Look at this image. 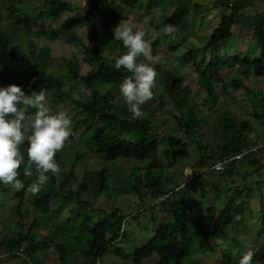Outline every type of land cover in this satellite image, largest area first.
Wrapping results in <instances>:
<instances>
[{
	"label": "trees",
	"instance_id": "16d2710c",
	"mask_svg": "<svg viewBox=\"0 0 264 264\" xmlns=\"http://www.w3.org/2000/svg\"><path fill=\"white\" fill-rule=\"evenodd\" d=\"M155 1H145V5L147 3L152 5L151 8L155 11L151 24L159 28H169V35L181 33L194 13L207 8L209 4L212 8L217 7L223 12L204 47L205 52L197 56L196 50L193 49L187 56L189 61L194 63L208 62L206 67H195V72L198 73L196 84L205 97L203 108L208 110H214L223 95L217 83L222 79L223 69L229 65L231 56L226 51V45L236 40L234 29L237 28L238 17L244 9H255L256 15L249 25L250 40L253 44H250L249 49L245 48L244 56H236L233 59L242 78L234 79L230 83L235 90L244 89L247 93H251L246 81L250 78L264 77V10L256 9L258 1L264 0H213L209 4L191 1L189 2L191 7L185 4L175 6L174 0L166 7H162L164 0H158L156 4ZM0 3L5 11L0 15V83L5 85L17 83L29 93L43 88L46 90V95L50 94L55 101L74 103L83 115L80 122L87 125L80 139L96 156L112 161L130 159L139 163H148L144 169L138 167L130 174L131 188H126L123 194L135 195L141 202L152 201L150 204H143L140 211L145 213L149 224L153 223V226L157 225V228L149 242L144 246L134 247L125 262L147 264L155 258L154 264L194 263L193 257L198 253V244H201L200 236L203 238L200 239L204 241L202 249H199L202 255L207 251L205 243L217 247V230L222 229L223 233L229 224H235L239 217L246 214L250 208L255 192L253 185H256V195L263 196L261 186L251 178L264 171L262 164L264 98L257 101L255 108L251 110L254 119L240 120L237 113H233L217 124L207 122V119L198 116L197 102L193 99L187 100L194 91L188 84H182V76L176 75L165 84L179 111V115H173L179 125V132L182 129L186 134H191L199 123H203L219 133V143L215 147L212 143L204 146L199 158L202 164L195 166V169H203L206 166L207 170L202 173L210 177L227 174L231 179L234 178L233 182H237L240 178L239 186L229 189L224 196H217L210 202L197 204L192 198L189 187L198 176L202 175L201 172H196L197 176L188 182L175 183L173 188L166 185L168 178L163 169L190 158L191 154L189 144L184 141V137L176 134L163 136L158 131H153L152 126L157 125L158 114L162 112L161 103L155 106L154 100L148 101L146 106L152 105L149 115L135 119L131 117L127 107L114 104L115 94L112 88H119V83L130 75L123 69L115 68V58L126 51L122 42L118 41L119 52L117 49L99 51L93 46L94 42L100 40L106 29L121 22L126 8L135 7L137 0H88L86 11L73 8V4L66 0H42L37 13L21 12L19 5L22 0H0ZM172 9L174 11L168 15L167 12ZM64 13H68L65 19H63ZM211 14L212 11L206 12L198 22L206 21ZM11 27H13V33L18 28L24 29V33L30 39L28 48L19 43L15 34H9ZM80 30H85L92 37V45L84 44L78 34ZM182 40L183 38L179 37L174 46L170 44L169 37L164 34L155 38L151 46L157 49L160 46L169 45L171 50L178 51L182 47ZM57 43L82 47V59L80 60L79 56L74 54L72 62L67 65L68 83L53 73L49 62V57H52L55 52V48L50 45ZM255 45L260 49L259 58H253L252 55ZM80 61L90 68L87 74L80 73L82 67ZM74 82L82 84L88 90L89 99L76 100L73 97ZM99 87L108 88L100 92ZM96 120L101 122V125L94 126L92 122ZM167 142H169L168 145ZM26 148V143L20 146L25 161L27 160ZM259 154L263 156L260 159ZM239 155L242 157L234 159L221 173L210 169L217 162ZM161 156L167 162L154 164L153 160ZM61 157L62 150L55 156L57 163L61 162ZM82 157L83 153L75 154L70 162V171L63 173V179L61 178L55 185L51 182L53 175L48 173V183L36 195L27 190L36 178L34 167L32 177L24 176V164L18 169L17 178L25 185L23 189L17 191L10 186L0 184L1 199L10 201L11 206L14 207L13 219L16 227L15 233L0 238V255H3L0 258V264L11 259H21L24 264H40L39 254L41 251L46 252L52 245H55L60 255L61 264H67L66 245L55 242L60 228L50 231L48 236H43L38 227L41 224L39 219H46L50 213L60 212V209L54 210L50 206L59 198L63 202H70V199L75 197L78 201L79 207L74 211L71 210L72 215L67 223L75 225L72 241L81 245L87 264H103L102 256L109 248H115L113 253L121 254L123 248L120 244L127 236V221L140 218L137 215L125 216L120 207L113 208V203L110 205L113 208L110 212L101 209L96 218L86 213V209L91 207L88 197L98 198L104 192L107 193L114 188L111 187L112 183L109 179L111 176L109 177L107 169L87 170L80 181L76 180L72 171L82 161ZM243 164L255 174L245 172V169L241 167ZM138 170H143L144 173ZM201 193L204 198L206 195L204 185H201ZM244 197L247 198V202L244 201ZM196 205L202 207L201 211L196 210ZM260 209L261 217L259 221L255 220V224L259 225H253L255 227L248 233L256 234V239L253 241L256 242L253 264H264V198L261 200ZM31 212L34 218L25 231V220ZM187 212L191 217L193 215L196 218L188 219ZM231 231L236 232L234 227ZM246 238L248 236H235L232 239L236 244V252L231 248L225 249L222 264H238V260L244 254L242 248ZM210 251L213 253L215 249L212 248Z\"/></svg>",
	"mask_w": 264,
	"mask_h": 264
},
{
	"label": "rangeland",
	"instance_id": "374dc122",
	"mask_svg": "<svg viewBox=\"0 0 264 264\" xmlns=\"http://www.w3.org/2000/svg\"><path fill=\"white\" fill-rule=\"evenodd\" d=\"M42 0H22V3L19 5V8L23 13H33L39 12V5ZM73 4V8L81 9L82 11H86L88 9V0H66ZM145 1L147 0H137L136 6L133 8H126L125 15L123 16V22H126L134 28H139L144 31L145 39L151 45L152 41L164 34L169 37V42L171 45H176L179 37H182V47L178 51H173L169 48V45L160 46L157 49L152 48L153 60L151 61L152 66L157 71V77L155 80L154 86V105L157 106L161 103V113L158 114V123L157 125L152 126L153 131H158L160 135L176 134L177 136L184 137V141L189 144V152L191 157L185 160H181L170 166L168 168L163 169L164 174L168 178V182L166 183L169 188H173L175 183L182 184L187 180L195 177L198 173H202L205 169H195V166L202 164L199 161L201 156V152L204 150V146L208 143H212L215 147L217 143H219L218 132L212 130L209 125H205L203 123H199L195 128L194 132L191 134H186L185 130H180L179 125L174 120L173 115H179L178 109L175 107L174 99L170 94L169 90L166 89L165 84L172 80L176 75H180L183 78V85H189L194 91L193 94L189 95L187 100H195L198 105L197 114L198 116L204 117L207 119V122L211 123H219L224 117H229L233 113H237L238 118L240 120L243 119H254L251 113V110L255 108L257 101L261 98H264V77L260 78H250L246 82L251 89V93H247L244 89L235 90L230 83L234 79L242 78L241 73L237 70L236 64H234L233 59L236 56H244L245 48L250 47V44L253 42L250 40L251 32L249 25L253 22V18L256 15L255 9H244L241 11L238 20H237V28L234 29L236 33L235 42H229L226 45V51L231 56L229 59V65H227L223 72L221 73V81H218L217 86L220 92H223V95L220 98L219 104L214 110H208L203 108L204 104V95L199 91V87L196 84L198 82V73L195 72V67H206L207 61H197L191 62L187 58L188 53L195 49L197 56H201L204 51V47L217 26L219 22V17L221 13V9H217V7H213L209 4L213 0H174L173 5H189L191 1L200 2L202 4H209V6L205 9L199 10L194 13L193 17L190 18V21L184 25L183 31L181 33H175L173 35H169L170 29L167 27L159 28L155 27L151 24V21L154 18V9L151 8L152 5L148 3L145 5ZM173 0H164L163 6L166 7ZM159 1L156 0L155 4ZM162 9V8H161ZM256 9L263 11L264 10V1L257 3ZM174 9L168 11L167 14L170 15ZM212 11L209 19H206L204 22H198L202 16L206 12ZM4 13V7L0 3V15ZM159 12V9H157ZM156 14V13H155ZM68 13H64L63 19L67 18ZM157 24V22L155 23ZM116 25L105 30L104 34L100 38V40L94 42L93 46L96 47L99 51H108L109 49H117L118 52L119 46L118 41L114 40V34L111 31ZM8 28V27H7ZM9 34H15L19 43L22 44L25 48L29 47V37L24 33V29L18 28L13 33V27L10 28ZM80 38L83 40L84 44L92 45V37L85 31L80 30L78 32ZM48 45V42L46 41ZM51 47L55 48L54 54L52 57H49V62L51 63L52 71L56 76H59L65 82L68 83L66 79L67 71L69 63L72 62V57L74 54H77L80 60L83 57L82 47L77 48L75 45H64L62 44H51ZM252 52L253 58H259L260 49L254 46ZM239 54V55H238ZM109 55V54H108ZM63 57L67 59L64 60ZM81 72L82 74H87L90 71V68L83 61H80ZM17 84V83H16ZM0 85H5L0 83ZM18 85V84H17ZM20 86V85H19ZM104 88V89H103ZM108 87H99V90H105ZM115 94L114 104L122 105L126 107L124 104L123 98L120 96L119 88H112ZM254 91V93H253ZM47 96V103L51 112H56L59 110L67 111L72 119L71 125V135L67 138L63 148H62V160L57 163L59 166V171L53 175L51 180L52 184L57 183L61 180L62 174L65 172H69L70 162L74 159L76 153H83L82 161L76 166V168L72 171L76 177V180L80 181L84 176V173L89 171H101L107 169V173L109 175V179L111 187L114 189H110L104 192L98 198L88 197V201L90 202V208L86 209V213L93 218H96L98 214H100L101 209L110 212L113 208H119L126 216L128 215H137L140 219L136 218L130 219L126 223V239L121 243L123 250H121V254L113 253L115 248H109L108 251L104 253L102 256L103 264H130L125 262V259H128L130 253L133 252L134 247L144 246L149 242V240L153 237L157 225L153 226V223L147 221L145 213H141L140 208L143 204H150L152 201L144 200L140 201L135 195H124L123 191L126 188H131L130 184V174L136 170V168L144 169L147 166V162L139 163L130 159H119L117 161L108 160L102 156H96L92 153L87 145L82 141L81 135L86 130L87 125L85 123H81L80 120L83 119V115L80 114V109L75 106L74 103L71 102H59L52 99V96ZM73 97L78 100L89 99L88 90L82 85L74 82L73 84ZM150 100V101H151ZM145 105L142 106V114L141 116H148L150 107ZM160 116V117H159ZM92 124L94 126L101 125V122L98 120L93 121ZM169 142H167L168 145ZM262 143V142H261ZM200 148V149H198ZM201 150V151H200ZM262 154H259V159L262 158ZM153 158V157H152ZM164 164L167 162L163 156L158 159L153 160L154 164L159 163ZM262 164L264 166V159H262ZM208 165V163H207ZM245 172L254 173V171L248 169V166L241 165ZM252 169V168H251ZM202 170V171H201ZM156 171V169H155ZM184 171V174H183ZM191 172L188 175V172ZM138 172L144 173L143 170H138ZM198 172V173H196ZM255 174V173H254ZM210 176L206 173H202V175L198 176L190 185V191L192 194V198L194 201L198 203H206L210 202L213 199H216L217 196H224L225 193L228 192L229 189L234 187H238L240 182V178L237 182H233L234 178L231 179L227 174H217L215 177ZM254 182L259 183L261 186V192L264 196V171L260 172L259 175L255 174L253 178ZM250 181V180H249ZM222 182V183H221ZM201 185L205 186L206 195L203 198L201 193ZM77 188L76 186L74 187ZM254 195L251 199L250 208L247 210L246 214L239 217L238 221L235 224H229L225 231L222 229H218L216 235V240L218 243L217 247H214L211 244H206L205 253H203L202 245L204 244L199 238L198 244L199 248L197 250V255L193 257L195 260L194 263L191 264H222V255L225 249L231 248L234 252H236V244L232 241L235 236L244 237L248 236V238L244 239L243 250L242 252L245 254L248 251L254 252L256 247V234L250 235L248 234L252 228L259 225L255 224V220L259 221L261 217V209L260 204L261 200L264 198L257 196L256 185H253ZM120 194V195H119ZM109 197V198H108ZM245 202H247V198H243ZM123 200V201H122ZM4 203V204H3ZM113 203V208L110 206ZM121 203V204H119ZM51 208L54 210L60 209L58 213H50L46 219H39L41 222L39 227L40 234L43 236L50 235V231H55L59 229V234L55 237V242L60 244H65L67 248L66 262L67 264H87L86 260L82 253V247L80 244L76 243L73 240V230L74 224L67 223L68 218L72 215L71 210H75L79 207L78 201L75 197L70 199V202H63L61 199H56L54 203H51ZM201 206L196 205V210L201 211ZM14 207L11 206L10 201H3L0 196V238L3 236L12 235L16 227L14 225ZM205 212V210L203 211ZM186 216L188 219L193 220L196 217L187 212ZM34 218V214L31 212L29 217L26 218V229L30 225L31 221ZM78 221V220H77ZM234 227L236 232H232L231 228ZM222 233V234H221ZM201 235V234H199ZM251 236V237H250ZM84 238V237H83ZM249 240V241H247ZM202 241V242H201ZM253 242V243H252ZM86 244V243H85ZM215 249L213 253H210L211 249ZM217 249V251H216ZM217 252V253H216ZM40 264H61L60 255L58 251L55 249V245H52L46 252H42L39 254ZM1 261V259H0ZM128 261V260H127ZM155 258L152 259L147 264H154ZM3 264H24L21 259H11L9 261H5Z\"/></svg>",
	"mask_w": 264,
	"mask_h": 264
},
{
	"label": "clouds",
	"instance_id": "9594fccd",
	"mask_svg": "<svg viewBox=\"0 0 264 264\" xmlns=\"http://www.w3.org/2000/svg\"><path fill=\"white\" fill-rule=\"evenodd\" d=\"M111 31L114 40L122 42L126 49L115 58V68L130 74L119 83V93L131 117L139 118L142 106L154 96L157 71L151 64L152 48L144 31L126 22L121 21ZM71 125L67 111H50L45 89L29 93L17 84L0 85V184L19 191L25 185L17 178L18 169L24 164V176L32 177L34 167L36 178L27 190L36 195L48 183V173L55 175L59 171L55 156L71 135ZM25 143L26 161L20 151ZM236 157L225 159V168L234 159H240ZM225 160L210 169L223 172L225 168L217 171L215 166L221 167ZM253 256L252 251L246 252L238 264H253Z\"/></svg>",
	"mask_w": 264,
	"mask_h": 264
},
{
	"label": "built area",
	"instance_id": "2783aa9c",
	"mask_svg": "<svg viewBox=\"0 0 264 264\" xmlns=\"http://www.w3.org/2000/svg\"><path fill=\"white\" fill-rule=\"evenodd\" d=\"M241 157H242V156L239 155V156H237L236 158H241ZM226 163H228V160H225L224 162L220 163L221 167H219V168H217V167L215 166L216 170H217V171H222V170H224V168H225V164H226ZM1 257H3V256H1ZM28 261H29V263H31L30 260H28Z\"/></svg>",
	"mask_w": 264,
	"mask_h": 264
}]
</instances>
